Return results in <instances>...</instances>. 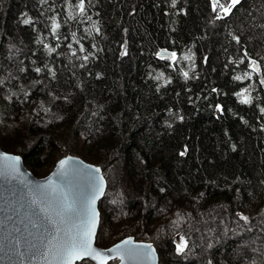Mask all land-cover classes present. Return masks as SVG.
Listing matches in <instances>:
<instances>
[{
	"label": "trees",
	"instance_id": "16d2710c",
	"mask_svg": "<svg viewBox=\"0 0 264 264\" xmlns=\"http://www.w3.org/2000/svg\"><path fill=\"white\" fill-rule=\"evenodd\" d=\"M0 147L101 168L98 247L264 264V0H0Z\"/></svg>",
	"mask_w": 264,
	"mask_h": 264
},
{
	"label": "water",
	"instance_id": "95a60500",
	"mask_svg": "<svg viewBox=\"0 0 264 264\" xmlns=\"http://www.w3.org/2000/svg\"><path fill=\"white\" fill-rule=\"evenodd\" d=\"M241 1V0H240ZM213 3V0H210ZM159 58L172 57L164 48ZM18 158V164H16ZM61 161H67L63 168ZM16 165L18 170L13 169ZM99 169V172H95ZM102 178L103 193L95 200L96 225L92 237L93 249L109 257L107 264H158L157 251L152 243L124 237L112 245L101 248L95 244L99 225L98 204L106 190V181L100 167L70 154L59 157L52 169L43 177H35L23 164L22 157L0 148V264H56L52 253L45 260L42 252L55 251L57 243L66 233H76L87 226L89 197L95 184ZM71 203L73 211L65 210ZM125 241L131 244L125 245ZM117 245L134 250L131 258L109 251ZM151 246L150 249L145 246ZM99 261L90 257L77 260Z\"/></svg>",
	"mask_w": 264,
	"mask_h": 264
},
{
	"label": "snow or ice",
	"instance_id": "6c2138e0",
	"mask_svg": "<svg viewBox=\"0 0 264 264\" xmlns=\"http://www.w3.org/2000/svg\"><path fill=\"white\" fill-rule=\"evenodd\" d=\"M175 0H173V3ZM240 3V0H231V4L225 6L220 3V0H213V10H216L217 5L223 10L224 15H228L232 8ZM27 23V21H25ZM243 102L247 103L248 100L245 99ZM67 161H61L60 167L63 168ZM16 164H18V158H16ZM14 170H18L16 165H13ZM95 172H99L96 169ZM103 193V183L102 178L100 182L95 184L94 190L92 191L89 201H88V211L90 215L87 219V226L82 230H78L76 233H66L65 238L60 240L55 246V251L52 248H48L47 252H42L41 255L44 256L45 260H48L49 253H52L53 259L56 264H74L75 261L84 259L85 257H90L93 260L99 261V264H107L109 257L105 256L103 253L93 249L92 247V237L95 231L96 225V212L94 208L95 200ZM66 211H73V206L71 203H67L65 206ZM246 219V218H244ZM131 244V241H125V245ZM150 249L151 246H145ZM186 244L178 243L176 248L177 252H183ZM109 251L118 253L121 260L123 261L125 256L131 258L134 253L133 249L125 248L124 245H117L115 249H110Z\"/></svg>",
	"mask_w": 264,
	"mask_h": 264
},
{
	"label": "rangeland",
	"instance_id": "374dc122",
	"mask_svg": "<svg viewBox=\"0 0 264 264\" xmlns=\"http://www.w3.org/2000/svg\"><path fill=\"white\" fill-rule=\"evenodd\" d=\"M229 1H231V0H229ZM1 148V147H0ZM2 149V148H1ZM2 150H4L5 152H7V153H11L10 151H7V150H5V149H2ZM12 154H15V153H12ZM16 155H19V154H16ZM19 156H21V155H19ZM22 157V156H21ZM61 157V156H60ZM59 158V155H55V157L53 158V160L51 161V163L50 164H48V165H44V166H42V167H40V168H36V167H31L30 165H27L26 164V162H24L23 160V164L25 165V167L35 176V177H43V176H45L51 169H52V167H53V165H54V163H55V161L57 160ZM246 242L247 243H250V242H254V239H246ZM158 255V254H157ZM158 264H159V258H158Z\"/></svg>",
	"mask_w": 264,
	"mask_h": 264
}]
</instances>
